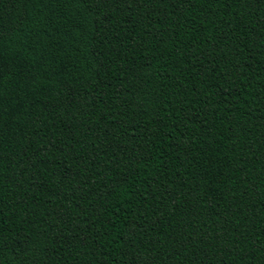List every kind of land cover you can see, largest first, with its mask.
<instances>
[{"label": "trees", "instance_id": "trees-1", "mask_svg": "<svg viewBox=\"0 0 264 264\" xmlns=\"http://www.w3.org/2000/svg\"><path fill=\"white\" fill-rule=\"evenodd\" d=\"M0 264H264V0H0Z\"/></svg>", "mask_w": 264, "mask_h": 264}]
</instances>
